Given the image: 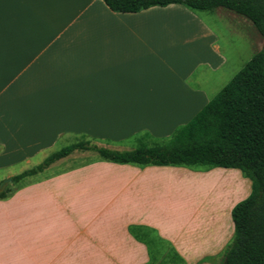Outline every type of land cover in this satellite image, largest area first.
Instances as JSON below:
<instances>
[{
	"label": "crops",
	"instance_id": "0c3cea01",
	"mask_svg": "<svg viewBox=\"0 0 264 264\" xmlns=\"http://www.w3.org/2000/svg\"><path fill=\"white\" fill-rule=\"evenodd\" d=\"M219 12L231 26L250 29L246 19ZM222 36L216 20L175 4L116 13L102 0H0V171L78 137L120 151L170 139L225 86ZM111 170L185 182L229 175L233 191L246 188V195L227 210L225 231L201 239L165 204L128 203L99 188ZM45 172L0 200V264H155L130 226L154 230L157 247L174 249L183 264H214L233 239V207L251 192V181L232 168L96 160ZM112 182L114 193L122 191L121 181Z\"/></svg>",
	"mask_w": 264,
	"mask_h": 264
},
{
	"label": "trees",
	"instance_id": "16d2710c",
	"mask_svg": "<svg viewBox=\"0 0 264 264\" xmlns=\"http://www.w3.org/2000/svg\"><path fill=\"white\" fill-rule=\"evenodd\" d=\"M116 13H139L152 7L181 5L192 12L228 11L249 21L264 39V0H102ZM77 150L92 151L100 159L121 165L179 166L238 169L251 181L249 196L231 211L234 236L220 264H264V47L199 111L163 144L113 150L77 142L46 157L40 164L13 176L19 185L45 172ZM14 191L0 190V200ZM129 232L147 245L156 261L162 252L154 230L130 226ZM157 247L153 253L152 247ZM171 252L179 258L174 249ZM166 256H162L165 260Z\"/></svg>",
	"mask_w": 264,
	"mask_h": 264
},
{
	"label": "rangeland",
	"instance_id": "374dc122",
	"mask_svg": "<svg viewBox=\"0 0 264 264\" xmlns=\"http://www.w3.org/2000/svg\"><path fill=\"white\" fill-rule=\"evenodd\" d=\"M227 12L220 10L219 13L226 14ZM192 13L198 17L216 20L219 29L224 32V36H222V38H224L222 39V49L226 56H228V62L222 73L221 85L223 87L245 66L247 62L250 61L256 52L264 47V39L258 34L249 21L250 29L247 27V29L244 28V31L231 26L228 19L219 18L217 12ZM236 17L237 20L244 19L237 15ZM225 48L227 51H225ZM170 139L161 140L157 143L163 144ZM82 141H89L90 144H95L97 146H104V144H106L92 141L84 137H78L75 139H68V143H66V141H60L54 146L52 152L61 150L66 144L71 145ZM130 142L134 145V141ZM150 143L151 142H147L146 145ZM137 144L143 145L140 141L137 142ZM45 158L46 157L38 156L31 159L29 162H24L11 167L10 169L0 171V185L8 178H12L28 169L36 167ZM96 160H101L97 153L77 150L68 159L59 162V164L53 166L49 171H46L45 174L60 172V170L66 168L83 166ZM94 173L96 174V172ZM118 173L119 172L111 170L109 174H107L109 175L108 180H103L104 177L100 178L101 183L104 185L99 188H102L105 191L107 190L110 194H119V197H123L124 201L128 203L134 201L137 202L139 199L163 203L167 209L169 208V213L172 218L181 224V228L184 227V229H187L190 232H198V235L202 237L201 239L207 238L214 233L225 231L227 229V222L225 220L227 217V210L234 201H237L246 195V188L245 190L237 189L233 191L232 178L229 175L218 173H213L205 178H200L199 180H193L191 182H185L182 178L176 175L166 176L164 178H159L160 176L157 175L156 177L147 179L141 178L138 175L128 174L127 172H125V175L123 172L122 174ZM96 175H99V173ZM100 175L106 176L103 173H100ZM113 178L122 182V184L116 182V184L122 186V191L117 190V192L114 193L116 185L112 182L114 180ZM144 181L148 182L146 186H142L145 185L143 183ZM162 183H167V186L164 188V184ZM20 185L21 184L14 186L13 184H6L3 189L10 187V189L14 191ZM136 185H141V188L137 191V195L135 193L130 194L129 190L133 192V186L136 187ZM222 188H227L229 191L228 196L224 197L221 195ZM151 194H154V196ZM77 227L78 229L83 228L82 222L77 221ZM161 251L160 257L155 261V264H183V262L171 252L169 246H163ZM222 255L214 262V264H220ZM162 256H166L165 260H162Z\"/></svg>",
	"mask_w": 264,
	"mask_h": 264
},
{
	"label": "water",
	"instance_id": "95a60500",
	"mask_svg": "<svg viewBox=\"0 0 264 264\" xmlns=\"http://www.w3.org/2000/svg\"><path fill=\"white\" fill-rule=\"evenodd\" d=\"M6 184H12V179L11 178H8L4 183H2L0 185V190H2L3 187H4V185H6Z\"/></svg>",
	"mask_w": 264,
	"mask_h": 264
}]
</instances>
